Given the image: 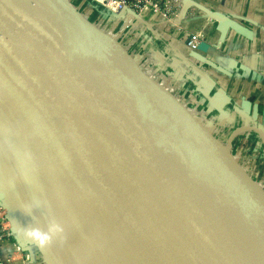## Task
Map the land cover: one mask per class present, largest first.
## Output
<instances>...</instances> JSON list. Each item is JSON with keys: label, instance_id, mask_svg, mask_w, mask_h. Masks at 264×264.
I'll list each match as a JSON object with an SVG mask.
<instances>
[{"label": "water", "instance_id": "95a60500", "mask_svg": "<svg viewBox=\"0 0 264 264\" xmlns=\"http://www.w3.org/2000/svg\"><path fill=\"white\" fill-rule=\"evenodd\" d=\"M189 6L252 38L246 26L192 0L182 1L179 20ZM0 11L21 23L37 45L42 82L69 117V153L85 190L79 187L63 211L80 234L87 232L82 216H95L100 224L110 220L142 264H264V190L231 151L234 135L244 130H254L264 142V132L253 124L255 115L246 114L222 147L210 122L200 124L145 74L137 57L64 0H0ZM16 41L21 47L14 57L20 61L32 47ZM19 73L6 87L10 101L13 96L20 104H14L9 118L28 129L36 157L49 164L54 194L49 191L46 198L60 204V189L54 185L60 150L53 106L25 71ZM1 163L0 203L13 222L15 242L34 246L45 264H70L52 241L39 247L24 235V226L35 221L0 152ZM88 249L105 264L95 245L78 253Z\"/></svg>", "mask_w": 264, "mask_h": 264}, {"label": "crops", "instance_id": "0c3cea01", "mask_svg": "<svg viewBox=\"0 0 264 264\" xmlns=\"http://www.w3.org/2000/svg\"><path fill=\"white\" fill-rule=\"evenodd\" d=\"M192 1L238 21L251 31L252 38L223 28L196 6H189L175 23L148 14L140 24L143 28L135 27L148 52L142 70L200 124L210 122L215 137L222 127L242 126L246 114L255 115L253 124L264 132V0ZM195 33L205 43L202 48L187 45ZM256 148L261 152L263 171L254 178L264 190V145L259 141ZM26 248L34 259L40 257L34 246Z\"/></svg>", "mask_w": 264, "mask_h": 264}, {"label": "rangeland", "instance_id": "374dc122", "mask_svg": "<svg viewBox=\"0 0 264 264\" xmlns=\"http://www.w3.org/2000/svg\"><path fill=\"white\" fill-rule=\"evenodd\" d=\"M64 1L67 4H69L71 7L76 9L82 15V17H84V19H86L89 22H92V24L96 26L97 28H99L103 33H106L109 36L113 37L129 55H131L132 57H137L138 63H143L146 61L145 59L148 56L147 54L148 52H146V49H145L146 45L144 44V38L143 39L140 38L141 36L140 33L137 34L136 29H135V27L137 26L136 28H138L140 31L143 28V27L140 28V24L144 23L145 20L143 19L141 15L138 16L139 14L137 12H135L134 18H133V21H134V24L132 25L133 30L130 29L132 31L129 30L130 32L127 35V31L129 28V25H127L126 32L123 34L124 31L123 32L121 31L122 33H120L117 36L116 32L122 26H125L126 24H129L130 21H132V17H130L129 20H124L123 18L124 16H127L129 12H131L130 10H125L123 13L122 11L116 12V14L114 15L111 9L104 7L100 3H95L96 5L92 4L94 3L92 2V0H64ZM103 4L108 5L105 2ZM28 53H29V50L26 49V51L23 52V55H26ZM139 65L143 67L141 64ZM9 119H12V121L7 120L5 123L0 121V130H2L0 131V134H1L0 135V144H1L0 152L2 153V155L7 160L9 165L12 167L14 173L16 174L17 178L15 180L13 176L10 174V171H8L9 178L13 184V187L17 190V193L23 196L25 201L28 203L31 214L33 215L35 224H38L42 229H46L49 222L53 220L62 224V221L58 217H56V215H54L53 213L52 203L48 201L46 198L47 196L46 194L49 193L47 192V190L51 191L54 194L53 192L54 190L52 186L47 185L49 183L47 181H49L51 177L50 176L51 172L48 167L49 164H47L44 161H41L39 158L36 157L35 153L32 152L34 151L32 150V148L34 149V146L30 144L31 142L28 139V135H29L28 129L17 119L11 118V117ZM9 121L12 123V125ZM229 128L230 127L228 128L222 127L220 130L216 132L217 134L216 138L218 139L222 147H227L228 145L227 141L231 137L232 131ZM247 133L250 134V136L245 135ZM247 133L246 132L239 133L238 135L235 136L236 140L235 139L232 140V150H231L232 155L235 156V159L240 164H242L243 166L247 165L249 170L253 173V175H251L252 173L250 174L248 172L252 177H255L254 175L259 177L263 171L262 169L263 164L259 160V156H261V152L257 150L256 145L260 140L254 131H248ZM234 143H235L236 149L241 153L239 154V157L236 156V152L234 151V148H233ZM9 146L11 147L9 148ZM22 150H24L25 152ZM18 153L20 156L18 155ZM226 164L228 167L230 166L228 163ZM1 165L2 163L0 164V167L3 168V166ZM229 169L232 171L231 167H229ZM252 169H254L255 171H252ZM44 178L45 180H43ZM50 187L51 189H49ZM44 196H45V199H43ZM45 212L49 213V215L52 217V218H48L47 216L48 221H46V219L44 218V215L46 216ZM55 237H53L52 242L57 247H59L61 258H64V256H67L66 261H69L70 264H102L98 260V256L89 249L86 251V253H82V254L78 253V255L73 256L69 249V245L67 243L68 238H67L65 230H63L61 234ZM58 241L62 245L59 244ZM62 246L66 249V251L69 253L70 256H73L72 258L68 256L67 252L64 250Z\"/></svg>", "mask_w": 264, "mask_h": 264}, {"label": "bare ground", "instance_id": "6f19581e", "mask_svg": "<svg viewBox=\"0 0 264 264\" xmlns=\"http://www.w3.org/2000/svg\"><path fill=\"white\" fill-rule=\"evenodd\" d=\"M16 40L22 41L21 43L24 44L28 43L32 47L30 54L25 55L20 61L16 60V57H14V55L17 54L16 52L20 51V47H21L20 43H18V41ZM42 69H43V62L41 59L40 52L37 48V45L34 43L28 32L21 25V23L15 20H10L2 11H0V121L3 122L6 121L7 118L9 119V115L11 113H15L13 111V107L16 105L14 104L20 105L17 101V98H13V96H12L13 102L10 101V99L8 98L10 96V92L8 89H6V87L14 83L16 77L20 74L19 71L20 72L25 71V75L29 79L31 77L32 79V81L30 79L31 83L35 85L38 91L44 94V97L47 99V101H49L50 104L52 103L53 106V112L55 114L53 118V123L56 124V127L54 126V130L57 133L56 145L59 146L58 150H60L59 151L60 154H57L59 156V159H57V161L59 162L58 164L59 166L55 168L57 172V177L54 180L55 182L54 185L57 187L58 190L60 189L59 191L61 195V201L59 200L60 204L54 203L52 201L50 202L52 203V205L58 207L57 211H55L54 208H52V210L54 215H56V217H58L62 221L63 228L68 238L67 243L69 245V249L72 255L73 256L76 255L84 247L95 245V248L100 252V257L102 262H104L105 264H142L138 256H136L137 253L133 244L118 234V232L112 226L110 220H107L102 217L103 224H100L97 223L96 221L97 218L95 216L92 217H88L87 215H86L87 217L82 216L81 220L85 223L87 227L86 235L83 236L78 231V228L72 223L71 219L67 217V213L63 211L64 209L63 206L65 207L68 206L69 202L71 201V199L75 194V191L79 187H82L83 191L85 190V188L81 183V181L79 180V178L77 177L75 162L74 159L71 157L72 155L69 153L70 151L68 147V142L71 132L70 131L71 124L69 117L66 113L65 108L60 103L59 99L56 97V95L52 94L50 87L43 84L41 79ZM9 120L12 121V119ZM10 147L11 146H9V148ZM32 150L34 149L32 148ZM224 165L226 166V168L229 169L230 166L228 167L226 162H224ZM43 180H45V178ZM47 185L50 186L49 183ZM49 189H51V187ZM65 189L69 190V192L67 193L68 196L65 194ZM47 192L49 191L47 190ZM45 214L46 216L44 215V218L46 219V221H48V218H52L49 215V213L45 212Z\"/></svg>", "mask_w": 264, "mask_h": 264}, {"label": "built area", "instance_id": "2783aa9c", "mask_svg": "<svg viewBox=\"0 0 264 264\" xmlns=\"http://www.w3.org/2000/svg\"><path fill=\"white\" fill-rule=\"evenodd\" d=\"M183 0H92V4L96 5L95 3H100L104 7L111 9L114 13L125 10H130L127 16H124V20H129L132 17V21L125 26H122L117 32L116 35L118 36L120 33L123 34L126 32V27L129 25L127 35L130 31H132V25L134 24L133 18L135 12H137L138 16H145V15H157L170 23H175L178 21V10L182 5ZM107 3L105 5L103 3ZM136 16V15H135ZM132 29V30H130ZM136 29V28H135ZM130 30V31H129ZM122 31V32H121ZM203 41L200 36L195 33L192 34L189 40L187 41V45L191 49H197L199 43ZM141 53V52H140ZM147 61V59H145ZM145 61V62H146ZM145 62L139 63L142 66L145 65ZM236 129V128H235ZM235 129H232L233 132ZM254 131V130H244L240 133ZM255 132V131H254ZM261 142L264 145L263 140L259 133L255 132ZM237 133L236 135H238ZM236 135H234L233 139H235ZM236 140V139H235ZM234 151L237 153L236 155L241 154L235 147V143L233 145ZM244 168L251 174L252 172L249 170L247 165H244ZM252 171H255L252 169ZM253 175V173L251 174ZM256 177V175H254ZM13 222L8 217V210L5 203H0V264H43V260L40 257L33 258L31 255V251L28 248H23L18 243L15 242L13 239V232H12Z\"/></svg>", "mask_w": 264, "mask_h": 264}, {"label": "clouds", "instance_id": "9594fccd", "mask_svg": "<svg viewBox=\"0 0 264 264\" xmlns=\"http://www.w3.org/2000/svg\"><path fill=\"white\" fill-rule=\"evenodd\" d=\"M24 235L39 247L49 244L54 236L63 232V225L55 220L50 221L46 229H42L38 224L24 226Z\"/></svg>", "mask_w": 264, "mask_h": 264}]
</instances>
